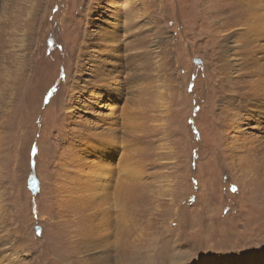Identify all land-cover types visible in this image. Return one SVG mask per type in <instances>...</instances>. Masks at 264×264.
I'll return each mask as SVG.
<instances>
[{"label":"rangeland","instance_id":"374dc122","mask_svg":"<svg viewBox=\"0 0 264 264\" xmlns=\"http://www.w3.org/2000/svg\"><path fill=\"white\" fill-rule=\"evenodd\" d=\"M104 2L105 8L91 23L95 0H0V64H9L8 74L20 83L16 103L22 106L15 114L18 123H12L7 135L15 142L5 150L9 157L3 166L0 207L15 214V222L24 228L31 260L45 253L40 242L48 243L53 219L68 208H61L54 193L64 182L63 166L79 148L78 132L64 117L67 85L76 75L88 79L101 70V65L86 61L84 34L93 28L103 30L99 19L111 20L115 13L122 21L129 12L133 20L139 14V0ZM145 2L149 15L130 24L122 46L126 54L141 57L126 73L136 75L143 105L158 120L154 129L145 128L144 145L137 154L147 182L130 185L122 198L128 203L131 230L125 264H212L218 256L223 261L215 264H264V144L255 154L229 157L223 122L231 108L220 100L212 69L215 17L232 12L240 0ZM157 34L165 40V61L174 79L170 90L160 86L155 70L153 74L140 66H154ZM25 37L28 49L22 47ZM6 40L10 45L5 46L6 53H11L7 63L3 62ZM149 55L153 58L146 61ZM6 73L0 69V78ZM194 90L196 99L191 96ZM203 93L206 99L201 98ZM89 98L87 93L81 97L83 106L92 104ZM44 99H49L46 130L38 144L33 138L39 135L32 133L37 122L31 115L37 104L46 103ZM96 110H79V119H88V113ZM261 138L264 142V135ZM31 175L38 180L35 193L29 184ZM60 198L78 202L67 194ZM66 218L62 233L72 237L83 220L76 211ZM120 238L126 239L123 232ZM61 246L65 253L66 245Z\"/></svg>","mask_w":264,"mask_h":264},{"label":"bare ground","instance_id":"6f19581e","mask_svg":"<svg viewBox=\"0 0 264 264\" xmlns=\"http://www.w3.org/2000/svg\"><path fill=\"white\" fill-rule=\"evenodd\" d=\"M104 3V0H95L91 23L105 8ZM137 7V19L133 20V13L129 12L122 21L119 13H115L111 20L99 19L103 30L93 28L84 34L86 61L94 66L101 65V70L88 79L76 75L67 85V97L62 103L64 117L68 126L78 132L79 148L63 166L64 177L60 176L64 182H60L54 191L58 193L56 202L61 203V208H68L53 219L48 243L40 242L45 253L39 259H28L30 248L28 237L23 235L24 228L15 222V214L7 213L0 207V264H125V256L129 255L125 249L130 245L131 230L128 203L122 198L129 192L130 185L147 182L143 161L137 154L144 145L145 128L154 129L158 120L143 105L136 75L126 73L129 67L135 68L141 57L126 54L123 40L130 35L131 23L145 20L149 15L145 0H139ZM214 23L212 32L217 40L212 60V69L217 76L214 86L220 93V100L231 108L224 115L223 141L229 157L234 160L237 154L249 156L257 153L264 144L261 138L264 135V0H240L232 12L216 16ZM22 41V47L28 49L30 45L26 37ZM164 41L160 34L155 36L156 62L153 67L148 63L143 66L139 63L150 72L155 70L161 77L160 86L170 90L174 79L165 61ZM7 45L8 40L3 45V62L6 63L11 57V53H6ZM150 55L145 58L146 61L153 58ZM86 61L81 62L78 74H81ZM4 65L0 64V69L7 72L4 78H0V183L4 181L3 166L6 157H9V153H5L6 146L9 144L11 147L15 142L7 135L12 130V123H18L15 114L20 113L22 108L20 103H16L20 83L8 74L10 65ZM123 77H127L126 81H122ZM187 88L188 85H185ZM86 93L92 104L83 106L81 97ZM195 94L191 96L196 99L198 96ZM204 97L206 99V93L201 96ZM48 102L49 99L44 105L37 104L32 109L31 116L37 122L32 133L39 135L33 140L36 139L38 144L42 142L46 130L44 112ZM87 107L97 110L88 113V119H79L78 111ZM150 128L147 130L151 131ZM30 146L31 142L27 145V153ZM38 146L40 156L42 145ZM65 194L76 197L78 202L71 204L61 199L60 195ZM73 211L81 214L83 223L76 235L64 236L61 226L68 222L66 215H71ZM71 219L77 221L74 215ZM122 232L125 240L120 238ZM62 244L66 245L65 253ZM222 261L223 257L218 256L213 258L212 264Z\"/></svg>","mask_w":264,"mask_h":264},{"label":"water","instance_id":"95a60500","mask_svg":"<svg viewBox=\"0 0 264 264\" xmlns=\"http://www.w3.org/2000/svg\"><path fill=\"white\" fill-rule=\"evenodd\" d=\"M198 62V60L196 61ZM29 184H30V188L32 190V192H37L38 190V180L36 179V177L34 175H31L29 178ZM38 230H40V228L38 227Z\"/></svg>","mask_w":264,"mask_h":264}]
</instances>
